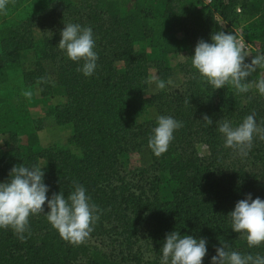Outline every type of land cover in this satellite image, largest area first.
<instances>
[{
  "label": "trees",
  "instance_id": "trees-1",
  "mask_svg": "<svg viewBox=\"0 0 264 264\" xmlns=\"http://www.w3.org/2000/svg\"><path fill=\"white\" fill-rule=\"evenodd\" d=\"M7 11L0 14V137L9 140L0 147V183L10 180L14 166L46 159L49 199L60 192L67 198L76 181L102 210L91 237L103 248L66 242L41 214L30 217L31 235L25 233L23 242L11 228H0V264H161L163 244L174 231L206 239L203 264H212L223 244L264 256V245L249 248L228 215L248 194L264 200V141L255 137L241 157L217 130L222 119L237 127L252 114L264 127V96L254 85L247 93L230 85L215 89L192 65L201 39L212 43L215 32L235 34L240 25L258 45L255 55L264 54V0H16ZM67 23L93 30L99 59L90 77L77 71L82 62L58 47ZM37 27L42 37L36 41ZM26 57L33 58L30 70H24ZM47 61L57 69L56 85L66 100L46 116L72 125L71 148L37 150L40 120L31 117L30 105L36 86L43 99L51 96ZM174 62L183 84L148 95L150 68L167 81ZM261 71L248 82L258 81ZM151 106L184 125L160 157L148 147L157 119L137 120ZM144 147L152 164L134 166L132 155Z\"/></svg>",
  "mask_w": 264,
  "mask_h": 264
},
{
  "label": "clouds",
  "instance_id": "clouds-1",
  "mask_svg": "<svg viewBox=\"0 0 264 264\" xmlns=\"http://www.w3.org/2000/svg\"><path fill=\"white\" fill-rule=\"evenodd\" d=\"M16 0H0V14H8L9 4L15 5ZM61 32L62 39L59 49L67 57L80 63L77 71L85 76H92L97 69L99 59L95 49V40L91 27H83L78 23H67ZM212 43L201 39L192 56V65L201 77L215 89L226 85L232 86L237 93H247L254 85L260 95L264 96V54L255 55L250 63L246 58L251 56L246 44L237 38L236 34H226L217 31L211 36ZM260 69L258 81L248 82L247 78ZM148 84L155 83L157 90H163L166 83L157 77H150ZM168 84L172 81L168 80ZM30 98L32 93H22ZM207 125L213 124L212 119L204 115ZM217 130L225 138L224 146L232 149L241 157H247L253 147L255 137L264 141V127L257 124L255 114L248 115L243 122L233 127L222 119L217 122ZM157 127L149 137L148 147L155 156L160 157L169 149L174 140V132L181 129L183 122L171 116H159ZM45 173L39 164L31 167L14 166L10 171V180L0 183V228H11L23 242L25 233L31 235L30 217L45 214L48 222L56 229L63 240L74 246L84 244L94 231L95 224L100 219L102 210L91 202L82 184L72 181V191L65 198L63 192L53 193L48 198V186L44 183ZM45 204L50 209L45 213ZM231 218L232 230L246 238L249 248L264 245V200L252 199L248 194L246 199L237 202L234 211L228 214ZM207 241L196 239L191 235L181 236L179 231L167 234L162 247L161 264H203L207 254ZM230 246L216 249L212 264H264V256L259 254L242 255L231 251Z\"/></svg>",
  "mask_w": 264,
  "mask_h": 264
},
{
  "label": "rangeland",
  "instance_id": "rangeland-1",
  "mask_svg": "<svg viewBox=\"0 0 264 264\" xmlns=\"http://www.w3.org/2000/svg\"><path fill=\"white\" fill-rule=\"evenodd\" d=\"M217 19L221 23L222 26L226 27V24L222 21V19L217 16ZM235 34L238 36H242L247 43H249L252 46L251 50V56L255 55L258 51V45L249 39L245 37V31L240 25V27H237L234 29ZM179 40L183 39L184 35L181 32L176 33L175 35ZM34 37L37 40L41 39L42 37V31L39 29V31H36V34L34 32ZM182 56V55H181ZM251 56L247 57L250 58ZM183 58L180 57V60ZM177 62L172 63L174 66L173 74L168 79L171 80L172 83L168 84L167 81L166 87L163 90H168L171 88H177L181 86L185 80L184 74L182 71L176 66ZM33 64V58L32 57H26L24 60V70H30L32 68ZM45 67L48 72V76L51 82L52 90L50 92V97L48 99H43L41 95V88L38 86L35 87L33 92V99L31 101L30 105V114L31 117L35 120H40V129L38 132L39 136V147L37 150H41L43 148H55V149H63V148H71L69 144V140L72 136V125H58L54 122V120L50 117L46 116L47 109L50 106L60 105L65 102V96L63 95V88L56 85L57 80V69L55 65L47 61L45 62ZM158 77L157 71L154 67H151L149 70V78L150 77ZM162 90H157L155 83L149 84V92L150 94H155ZM158 108L157 106H151L144 112L140 113L137 116L138 123H145L148 121H154L158 118ZM9 138L7 135L0 137V147L4 145V142L8 141ZM202 147V146H200ZM201 152L207 153L206 147H202ZM124 162L126 160L124 159ZM132 163L134 166H142V167H149L152 164V156L150 154V151L147 147H144L140 152L135 153L132 155ZM39 165L41 168H44L46 166V159L42 158L39 160ZM170 194V191L166 190L163 192V196H168ZM100 244V240H98L96 237H91L84 243L79 246H88V247H96ZM103 248V246L99 245Z\"/></svg>",
  "mask_w": 264,
  "mask_h": 264
},
{
  "label": "built area",
  "instance_id": "built-area-1",
  "mask_svg": "<svg viewBox=\"0 0 264 264\" xmlns=\"http://www.w3.org/2000/svg\"><path fill=\"white\" fill-rule=\"evenodd\" d=\"M238 39L242 40L246 44L248 51L251 53L252 46L249 43H247L246 40L242 36L239 35Z\"/></svg>",
  "mask_w": 264,
  "mask_h": 264
},
{
  "label": "crops",
  "instance_id": "crops-1",
  "mask_svg": "<svg viewBox=\"0 0 264 264\" xmlns=\"http://www.w3.org/2000/svg\"><path fill=\"white\" fill-rule=\"evenodd\" d=\"M39 29H40V28H38V27H37V28H35V30H36V31H39Z\"/></svg>",
  "mask_w": 264,
  "mask_h": 264
}]
</instances>
